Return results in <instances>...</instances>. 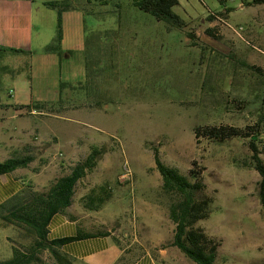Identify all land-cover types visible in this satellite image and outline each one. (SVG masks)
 <instances>
[{
    "label": "rangeland",
    "instance_id": "1",
    "mask_svg": "<svg viewBox=\"0 0 264 264\" xmlns=\"http://www.w3.org/2000/svg\"><path fill=\"white\" fill-rule=\"evenodd\" d=\"M72 1L85 12L88 41H101L100 52L96 55L89 49L88 54L91 60V56L99 59L91 64L92 76L111 103L96 107L97 97L83 82L73 92L60 87V100L48 104L42 115L28 109L15 117L14 109L0 114V142L14 146L19 142L8 150L10 155L22 151L20 141L29 133L38 131L44 140L31 145L36 160L24 171L33 181L29 184L46 189L89 155L92 146L105 145L108 152L79 183L72 208L84 209L82 197L94 186L109 184L112 199L101 210L91 211L93 218L87 220L105 223L97 228L115 230L129 258H134L144 246L156 243L163 249L173 237L153 147L165 163L184 174L197 160L205 168L209 192L216 196L210 216L198 226L222 240L218 264H264L261 176L249 165V139L219 143L196 134L207 126L245 129L252 124V108L227 105L233 98L227 95L231 90L248 91L249 72L238 62L264 69V5L246 6L247 0H227L225 6L220 0H180L173 10L186 26L167 30L164 22L133 7L131 0H111L107 5L99 0ZM116 3L120 11L110 13ZM37 4L34 49L44 40L49 44L54 40L59 16L57 9ZM226 8L231 11L217 14ZM209 28L216 38L207 35ZM29 61L25 56L0 57V100L30 103L37 87ZM37 136L31 135V141ZM258 147L264 159V135ZM127 169L131 180L123 178ZM30 239L0 219V261L12 257L13 245ZM38 264L56 263L44 252Z\"/></svg>",
    "mask_w": 264,
    "mask_h": 264
},
{
    "label": "trees",
    "instance_id": "2",
    "mask_svg": "<svg viewBox=\"0 0 264 264\" xmlns=\"http://www.w3.org/2000/svg\"><path fill=\"white\" fill-rule=\"evenodd\" d=\"M101 4H109L111 0H99ZM224 6L227 0H220ZM180 0H131L130 4L138 10L152 15L157 21L164 22L167 30H180L186 26V21L174 12V7L179 5ZM246 6L264 5V0H247L243 3ZM47 7L57 9L59 12L57 33L54 40L47 45L45 51L63 55L61 43L63 39L62 14L65 11L75 9L76 5L72 0L50 1L45 4ZM120 4L116 3L113 13L120 11ZM230 8L218 12L219 16H224L230 12ZM213 28L207 29L206 33L210 37L215 36ZM190 38L193 36L190 35ZM98 39V38H96ZM100 40L98 39V42ZM101 42V41H100ZM97 51V48H96ZM99 49L96 52L99 53ZM27 53L23 50L0 47V57ZM30 53V52H29ZM28 53V54H29ZM87 57V79L86 83L91 86L88 93L96 96L94 105L101 107L102 102L111 103V99L99 90L102 84L92 76L91 64L99 63L98 58ZM245 68L248 75V91L240 93L231 90L228 92L227 99L233 96L232 100H227V105L251 107L253 117L252 124L245 129L231 126H207L198 128L196 134L219 143L231 138L249 139L252 151L251 165L261 176L258 183V197L264 215V159L258 147L260 139L264 135V69L248 64L244 61L238 62ZM209 80L206 76L202 83L205 88ZM63 87V84L61 85ZM83 87L82 84L77 88ZM90 91V92H89ZM95 92V93H94ZM243 92V91H242ZM110 99V100H109ZM50 104V103H49ZM238 104V105H237ZM48 104L33 103L23 106L30 112L44 111ZM156 168L162 176L161 191L168 201L166 209L169 219L174 225L173 237L171 241L164 243L163 248L168 246L176 247L182 254L196 264H218L219 250L222 240L210 235L204 228L198 226V222L207 219L213 209L215 194L209 192L204 181L203 172L205 168L199 166L197 160L192 162V167L186 174L182 173L177 167L165 163L160 154V150L153 147ZM108 152L105 145L92 146L91 152L83 160L76 163L67 174L57 177L44 190H37L33 185L28 184L23 190L8 198L0 204V219L7 226L13 225L17 229H22L27 238H31L28 243L20 242L13 245V255L8 259L0 261V264H38L42 261V254L49 252L56 264H73V259L61 250L62 246L68 242L77 240L83 236L82 231L78 235L60 239L49 238V224L52 218L58 213L66 212L74 203L77 187L98 166L99 161ZM36 160L31 145L24 146L22 151L15 153L12 157L0 161V176L20 168H28ZM113 197V192L109 184L94 186L88 194L82 197L81 203L85 210L99 211ZM98 232L100 235L110 234L102 226ZM90 235V234H87ZM92 235V234H91ZM130 260L122 256L119 264H130Z\"/></svg>",
    "mask_w": 264,
    "mask_h": 264
},
{
    "label": "crops",
    "instance_id": "3",
    "mask_svg": "<svg viewBox=\"0 0 264 264\" xmlns=\"http://www.w3.org/2000/svg\"><path fill=\"white\" fill-rule=\"evenodd\" d=\"M50 1L53 0H0V47L27 52L12 56L29 58L30 77L37 87L36 90H32L29 104L0 100L1 116L5 115L4 111L14 109L13 116L15 117L18 113L26 110L23 106L36 102L45 104L58 102L62 84L63 87L69 88L72 92L77 90L75 88L87 79L88 50L96 51L97 48L98 51L100 49L101 42H98V39L94 38L90 42L88 41L85 12L78 7L62 14L63 39L61 47L63 55L46 52L44 48L49 44V41L45 40L34 49L36 5L41 2L42 5L46 6L45 4ZM38 12H40L39 9ZM35 113L42 115L44 111L33 109L30 112V114ZM2 130L5 129L2 128ZM35 134L38 136L35 137L36 141L32 142L30 137ZM42 141L44 140L36 131L29 133L28 138L20 142L22 143L21 146L24 147ZM18 145L19 142L15 146ZM15 146L7 144L6 140L0 142V156L4 158L2 161L12 156L8 150ZM27 169L20 168L0 176V204L23 190L30 182L33 183L31 176L24 172ZM87 218H93L91 211H86L80 207L73 209L71 206L66 212L56 214L48 226L50 239L76 236L79 230L85 235L64 244L61 248L63 252L71 256L73 264H119L122 256L126 257L127 260L129 259L130 264H187L184 259L188 258L176 247L157 249L156 243L149 247L144 246L140 254L134 258H129L130 252H126V247H124L115 230L107 229L110 234L100 235L98 232L101 227L97 228V225L105 223L92 222ZM140 245L143 244L140 243Z\"/></svg>",
    "mask_w": 264,
    "mask_h": 264
},
{
    "label": "built area",
    "instance_id": "4",
    "mask_svg": "<svg viewBox=\"0 0 264 264\" xmlns=\"http://www.w3.org/2000/svg\"><path fill=\"white\" fill-rule=\"evenodd\" d=\"M241 29V28H240ZM132 174H131V171L129 169H127V174L123 176V178L125 179H128V180H131L132 179Z\"/></svg>",
    "mask_w": 264,
    "mask_h": 264
}]
</instances>
